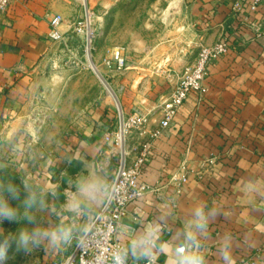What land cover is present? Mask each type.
<instances>
[{
  "label": "crops",
  "instance_id": "obj_1",
  "mask_svg": "<svg viewBox=\"0 0 264 264\" xmlns=\"http://www.w3.org/2000/svg\"><path fill=\"white\" fill-rule=\"evenodd\" d=\"M236 2L180 0L168 27H152L149 43L123 22L121 9L115 17L122 36L113 51L123 49L127 64L104 70L125 113L148 116L147 140L183 69L203 47H228L209 65L205 92L190 94L152 140L140 181L146 193L128 207L118 234L130 264L152 254L179 264L181 253L201 264H264V7L253 11L245 2L237 9ZM102 4L108 13L125 2ZM83 10L82 0H13L0 15V130L15 134L24 105L47 94L42 73L55 45L51 20L62 17L60 30L69 34ZM116 124V108L97 107L69 129L59 155L38 175L41 193L53 187L64 195L40 240V264L64 261L70 240L102 205L117 164L104 135ZM139 139L133 134L130 141Z\"/></svg>",
  "mask_w": 264,
  "mask_h": 264
},
{
  "label": "rangeland",
  "instance_id": "obj_2",
  "mask_svg": "<svg viewBox=\"0 0 264 264\" xmlns=\"http://www.w3.org/2000/svg\"><path fill=\"white\" fill-rule=\"evenodd\" d=\"M102 1L89 0L79 19L90 17L91 38L85 31L74 30L54 42L42 73L46 96H40V101L36 96L33 103L24 105L15 134L0 130V264L41 263L40 240L57 216L54 204L64 195L53 187L48 194L41 193L38 175L43 176L45 165L59 155L73 125L86 122L97 107L115 109L119 103L104 66L121 42L115 24L119 10L123 22L141 31L149 43L152 27L164 30L161 26L168 27L180 8V0L170 7V0H124V7L116 5L104 13Z\"/></svg>",
  "mask_w": 264,
  "mask_h": 264
},
{
  "label": "built area",
  "instance_id": "obj_3",
  "mask_svg": "<svg viewBox=\"0 0 264 264\" xmlns=\"http://www.w3.org/2000/svg\"><path fill=\"white\" fill-rule=\"evenodd\" d=\"M12 1L0 0V15L8 12ZM82 1L84 7H87L89 0ZM245 2L253 11L260 6L264 7V0H237L236 8L240 9ZM61 23L62 17L59 15L51 20L52 30L49 38L53 42L60 41L64 37L60 30ZM91 26L92 21L87 16L85 20L76 22L74 30L85 31L91 38ZM227 48L225 41H220L212 47H203L196 61L183 69L177 77L173 92L163 101V119L160 127L150 132L148 140L146 139L148 116L136 112L126 114L117 102L116 127L104 135V142L111 145L116 158V173L110 184L105 187V199L100 208L89 216L76 240H70L72 243L70 254L64 261L56 264H117V262L130 264L125 257V246L118 238V234L128 207L143 198L146 193L147 187L140 181L153 147L152 140L159 138L163 129L171 125L190 94L202 95L205 92L209 65L226 53ZM126 64L127 59L121 48L115 49L112 56L104 60V66L118 71L125 69ZM105 84L108 86V81ZM133 134L140 138L137 144H132L130 141ZM178 180L183 184L186 182V177L182 176ZM77 213L81 214L83 211L79 210ZM141 264L163 263L158 260L157 255L152 254Z\"/></svg>",
  "mask_w": 264,
  "mask_h": 264
},
{
  "label": "clouds",
  "instance_id": "obj_4",
  "mask_svg": "<svg viewBox=\"0 0 264 264\" xmlns=\"http://www.w3.org/2000/svg\"><path fill=\"white\" fill-rule=\"evenodd\" d=\"M179 252V250H177ZM182 259L180 260L179 264H201L200 260L194 257H187L183 256L181 253ZM117 264H120V262H117Z\"/></svg>",
  "mask_w": 264,
  "mask_h": 264
},
{
  "label": "bare ground",
  "instance_id": "obj_5",
  "mask_svg": "<svg viewBox=\"0 0 264 264\" xmlns=\"http://www.w3.org/2000/svg\"><path fill=\"white\" fill-rule=\"evenodd\" d=\"M98 71V70H97ZM0 263H1V261H0Z\"/></svg>",
  "mask_w": 264,
  "mask_h": 264
}]
</instances>
